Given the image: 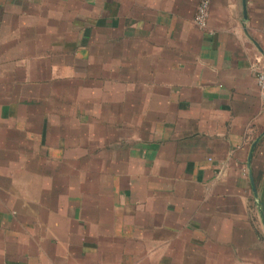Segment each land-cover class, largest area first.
<instances>
[{"label": "crops", "instance_id": "obj_1", "mask_svg": "<svg viewBox=\"0 0 264 264\" xmlns=\"http://www.w3.org/2000/svg\"><path fill=\"white\" fill-rule=\"evenodd\" d=\"M0 0V264H264V0Z\"/></svg>", "mask_w": 264, "mask_h": 264}, {"label": "built area", "instance_id": "obj_2", "mask_svg": "<svg viewBox=\"0 0 264 264\" xmlns=\"http://www.w3.org/2000/svg\"><path fill=\"white\" fill-rule=\"evenodd\" d=\"M209 16V3L203 0L197 7L195 24L199 28H206ZM251 71L255 75L256 85L259 91L261 110L264 112V64L263 58L259 55L255 58L254 62L250 65Z\"/></svg>", "mask_w": 264, "mask_h": 264}, {"label": "water", "instance_id": "obj_3", "mask_svg": "<svg viewBox=\"0 0 264 264\" xmlns=\"http://www.w3.org/2000/svg\"><path fill=\"white\" fill-rule=\"evenodd\" d=\"M259 139H260V137L256 138L254 140V142L252 143V145H251V148L249 150L248 161H247V168H248V172H249L250 183H251V187H252V190H253V194L255 196V199L257 200V205H258V208H259L260 218H261L262 224L264 226V192L261 193L260 197L258 196L256 187H255V184H254L252 172H251V166H250V159H251V156H252V152H253V149H254L256 143L259 141Z\"/></svg>", "mask_w": 264, "mask_h": 264}]
</instances>
